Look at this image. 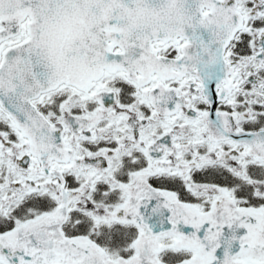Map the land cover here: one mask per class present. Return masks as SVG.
<instances>
[{"label": "snow or ice", "instance_id": "snow-or-ice-1", "mask_svg": "<svg viewBox=\"0 0 264 264\" xmlns=\"http://www.w3.org/2000/svg\"><path fill=\"white\" fill-rule=\"evenodd\" d=\"M0 264H264V0H0Z\"/></svg>", "mask_w": 264, "mask_h": 264}]
</instances>
